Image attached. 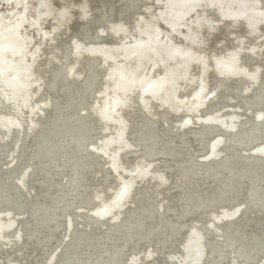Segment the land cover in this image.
Instances as JSON below:
<instances>
[{
    "label": "water",
    "instance_id": "95a60500",
    "mask_svg": "<svg viewBox=\"0 0 264 264\" xmlns=\"http://www.w3.org/2000/svg\"><path fill=\"white\" fill-rule=\"evenodd\" d=\"M0 264H264V0H0Z\"/></svg>",
    "mask_w": 264,
    "mask_h": 264
}]
</instances>
